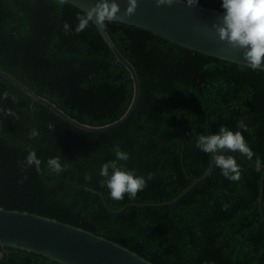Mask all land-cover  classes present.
<instances>
[{"label":"trees","instance_id":"obj_1","mask_svg":"<svg viewBox=\"0 0 264 264\" xmlns=\"http://www.w3.org/2000/svg\"><path fill=\"white\" fill-rule=\"evenodd\" d=\"M198 4L223 11L222 0ZM83 11L57 0H0V69L74 118L100 125L125 111L133 85L95 23L75 32ZM65 23L71 26L67 33ZM103 24L136 69L140 90L134 109L114 127L85 130L0 75V96L9 92L7 100L0 99V206L88 229L154 264H264V181L259 201L261 172L235 154L225 153L240 166L238 182L214 165L176 202L129 204L179 194L209 163L210 154L196 147V138L221 127L240 131L252 159L264 164V70L134 24ZM8 109L16 118L6 115ZM240 121L246 130L238 128ZM34 128L39 136L30 138ZM116 145L129 154L118 162L121 167L146 180L152 174L135 199L125 194L114 200L100 183L101 166L115 159ZM31 150L42 161L39 173L34 165L21 166ZM52 157L60 158L65 171L48 169ZM0 264L64 263L0 245Z\"/></svg>","mask_w":264,"mask_h":264},{"label":"water","instance_id":"obj_2","mask_svg":"<svg viewBox=\"0 0 264 264\" xmlns=\"http://www.w3.org/2000/svg\"><path fill=\"white\" fill-rule=\"evenodd\" d=\"M70 3L86 10L93 7L97 0H69ZM120 12L116 20L134 24L151 30L176 43L185 45L191 49L211 54L224 59L245 64L242 54L239 52H226L225 42L219 41L218 37L213 39L206 34V29H211L212 23L222 14V10L195 5L191 8L186 4L177 2L172 6L157 7L155 0H139L138 8L131 17L123 15L128 6V0H118ZM99 32L106 40L117 60H119L129 71L132 79V97L125 111L115 120L105 124L93 125L82 122L69 115L48 98L36 93L30 87L18 80L10 73L0 69V75L9 79L22 90L31 95L35 100L48 106L73 125L89 131H103L123 122L134 109L139 97V79L133 64L120 52L104 24L95 23ZM264 67V64L261 65ZM240 157L251 167L261 172L259 184V201L262 199L264 181V164L250 159L240 151L225 150ZM214 157L210 154L209 163L202 174L192 179L191 183L179 194L168 201L162 202H132L129 204L149 205L166 204L176 202L195 184L202 181L213 169ZM101 197L104 199L102 193ZM128 204V205H129ZM111 209V211H120ZM0 245L13 246L46 255L64 264H154L128 247L96 234L88 229L82 228L56 218L36 214L26 210L7 209L0 206Z\"/></svg>","mask_w":264,"mask_h":264},{"label":"clouds","instance_id":"obj_3","mask_svg":"<svg viewBox=\"0 0 264 264\" xmlns=\"http://www.w3.org/2000/svg\"><path fill=\"white\" fill-rule=\"evenodd\" d=\"M60 5H64L69 0H57ZM180 2L187 7L198 5L199 0H155L157 7L172 6ZM139 0H128V6L123 15L131 17L138 8ZM221 7L223 12L212 23L211 28L215 30L214 34L211 29H206V34L210 38H217L225 42L227 48L222 49L226 52H239L242 54L245 66L252 70H264L261 67L264 64V0H222ZM118 0H97V3L90 9L84 10L78 14V24L75 28L76 33L84 31L90 23L103 24L116 20L120 12ZM64 31H71V26L64 24ZM9 92L4 91L0 99L7 100ZM13 102L18 103V98L14 95L11 97ZM8 117L16 118V113L11 109L6 111ZM49 128L55 129L51 123ZM238 128L247 126L243 121L238 122ZM30 138L39 136V132L34 128L29 134ZM196 147L204 153L212 154L216 167L221 169L222 175L231 180L239 181L241 179V170L236 159L231 155L223 154L225 150L240 151L250 159L254 153L247 145L240 131H233L227 127H221L218 132L212 134H200L196 138ZM115 159L104 163L100 169V181L102 186H106L110 197L114 200L124 199L125 194L130 199H135L138 192L147 186V180H151L152 174L149 173L147 180L143 176H138L134 171L125 169L120 166L119 161H127L129 154L116 145L113 149ZM259 162V161H258ZM41 159L37 157L35 150L29 151L22 167L35 166L39 173L41 169ZM48 169L54 174H60L65 171L66 165H62L59 157H52L47 160ZM90 179V177H86ZM23 182V181H21Z\"/></svg>","mask_w":264,"mask_h":264}]
</instances>
